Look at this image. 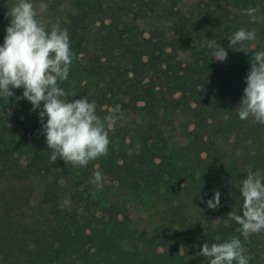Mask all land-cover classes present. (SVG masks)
Masks as SVG:
<instances>
[{
	"label": "trees",
	"instance_id": "1",
	"mask_svg": "<svg viewBox=\"0 0 264 264\" xmlns=\"http://www.w3.org/2000/svg\"><path fill=\"white\" fill-rule=\"evenodd\" d=\"M182 1L31 0L58 19L46 30H68L74 58L59 85L66 99L95 101L101 117L120 105L123 117L137 121L125 128L122 118L109 133L108 154L92 163L114 184L110 196L87 175L81 180L78 166L50 163L37 112L16 100L22 88L0 98V146L9 156L0 179H13L0 180V264H209L199 255L203 244L232 237L241 239L249 264H264V232L245 240L227 215L242 208L247 171L264 173V125L238 116L251 56L264 51V0H192L189 13ZM16 2L0 0V28ZM250 7L258 9L255 23L245 14ZM241 27L255 31L246 53L229 47ZM210 39L227 51L224 62L211 57ZM177 113L189 129L172 146L164 128ZM56 172L67 179L46 180ZM35 177L42 185L36 196L7 185ZM216 191L220 207L210 209ZM124 198L153 206L149 231L133 225Z\"/></svg>",
	"mask_w": 264,
	"mask_h": 264
},
{
	"label": "clouds",
	"instance_id": "2",
	"mask_svg": "<svg viewBox=\"0 0 264 264\" xmlns=\"http://www.w3.org/2000/svg\"><path fill=\"white\" fill-rule=\"evenodd\" d=\"M257 11L255 7L245 10L253 23ZM6 15L10 22L0 46V98L8 101L14 89H23L16 100H27L30 110L37 112L47 147L52 150L50 163L60 158L74 167H87L89 162L106 156L111 143L109 133L115 131L123 113L116 105L101 117L95 101L89 102L86 97L66 99L68 94L59 85L68 79L74 58L68 30L59 25L46 30L36 18L31 0H17ZM254 39V30L241 27L228 38L229 47L240 45L237 51L245 52L244 43ZM207 47L213 50L211 57L215 60L227 59V51L215 39L208 40ZM245 83L238 104L239 119L264 125V51L251 56ZM41 103L42 110L37 111ZM102 181V173L96 171L92 182L97 191L102 190ZM240 194L242 208L227 215L240 226L238 231L247 240L252 234L264 232V173L249 169L241 181ZM220 195L214 192L213 198L206 201L207 207H220ZM183 248L181 245L180 250ZM199 255L209 258V264H249L252 259L239 237L222 243L206 242Z\"/></svg>",
	"mask_w": 264,
	"mask_h": 264
},
{
	"label": "rangeland",
	"instance_id": "3",
	"mask_svg": "<svg viewBox=\"0 0 264 264\" xmlns=\"http://www.w3.org/2000/svg\"><path fill=\"white\" fill-rule=\"evenodd\" d=\"M143 1H152V0H143ZM206 1V0H205ZM195 3L192 0H183L179 4V8L182 12L189 13L191 12L194 7ZM67 8V7H66ZM65 8V9H66ZM36 11L38 15V19L43 25H47L49 22L51 24H55L57 22L56 17H52L50 14L46 13L45 4L40 3L36 6ZM64 9L62 10L63 13ZM9 25V24H8ZM8 25L3 26L0 28V46L3 45L4 36L6 35L5 29ZM150 22L142 24V29L145 32H148V30L151 28L149 27ZM217 34H224L223 28H217L214 30ZM251 49L255 46V41L252 40L249 45ZM15 90V89H14ZM13 90V91H14ZM18 90V89H17ZM103 93V91H101ZM123 124L129 128L132 127L133 123L137 121L135 116L129 115L126 117H123ZM189 129V123L188 120L182 115V113H177L174 116L170 117L169 124L164 128V134L167 138V141L172 146L180 145L183 142L185 131ZM111 144V143H110ZM9 161V156L7 155L6 148L0 146V164L3 162L7 163ZM93 161L89 162L87 167H79V172L88 176L87 180H93L94 173L97 171V167H92ZM1 170V165H0ZM7 175L6 177H2L0 180H13L10 179ZM67 178L64 177L63 172H56L54 174H51V176L46 177V180H66ZM22 182H8L7 185L13 186L14 190L17 192H21V194L30 195L33 194L34 196L37 195V192L41 188V182L40 179L35 178H26ZM85 180V179H81ZM103 186L105 188V191L111 196V193L113 191V183L110 182L109 178L106 176H103ZM5 188L4 183L0 184V192ZM103 190V189H102ZM146 200H133L130 198H124L121 200L120 203L126 206V208L130 212L132 223L135 227L139 228L142 231H149L150 228L153 226V215H154V208L151 206L150 203H147ZM160 209V208H159ZM194 211V210H193Z\"/></svg>",
	"mask_w": 264,
	"mask_h": 264
}]
</instances>
